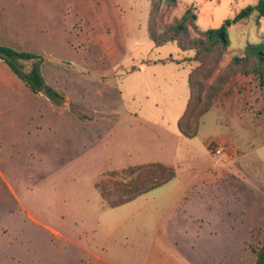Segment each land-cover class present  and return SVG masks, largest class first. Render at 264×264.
Segmentation results:
<instances>
[{"label":"rangeland","instance_id":"1","mask_svg":"<svg viewBox=\"0 0 264 264\" xmlns=\"http://www.w3.org/2000/svg\"><path fill=\"white\" fill-rule=\"evenodd\" d=\"M255 1L177 0L167 7L157 0L152 13L151 0H0V45L37 55L16 62L26 71L36 62L63 96L55 103L43 91L32 92L0 57V264H103L94 257L113 264H187L188 256L198 264H253L252 248L264 240L262 118L243 116L239 105L232 111L213 106L200 117L197 134L175 144L177 151L195 154L190 165L184 160L174 167L179 175L172 184L197 177L184 203L177 205L178 196L159 204V189L109 207L91 174L120 171L122 163L95 157L90 165L80 134L58 113L91 119L107 114L112 124L117 108L115 132L129 134L138 127L129 126L127 111L152 119L183 111L188 70L198 62L192 50L173 41L154 45L150 28L162 30L187 9L201 31L230 20L229 45L203 80L206 86L225 57L264 41V16L232 21ZM170 57L183 61L181 75L165 71L169 80H159V88L147 75L140 81V61ZM159 98L168 102L158 113L152 103ZM209 139L216 142L206 146ZM223 141L238 145L244 156L229 161L224 152L211 151ZM105 178L114 177L99 179ZM199 228L202 241L191 249Z\"/></svg>","mask_w":264,"mask_h":264},{"label":"trees","instance_id":"2","mask_svg":"<svg viewBox=\"0 0 264 264\" xmlns=\"http://www.w3.org/2000/svg\"><path fill=\"white\" fill-rule=\"evenodd\" d=\"M166 1L167 7H174L177 3V0ZM157 8V0H151L152 13ZM252 14L257 18L264 16V0H256L240 9L232 21L247 20ZM195 18V14L187 9L180 18L165 25L162 30L150 28V39L154 45L173 41L181 50H192L198 62V66L189 72L190 94L178 120L179 132L184 137H194L200 117L215 105L221 94L243 98L264 122V41L247 43L243 51L232 56L215 74L212 82L204 86L203 80L212 75L223 49L229 45L227 26L230 20L218 28L201 31L194 23ZM0 57L32 92L43 91L56 102L62 99V95L45 82L36 62L27 71L16 62V59H36L37 55L0 45ZM105 176L114 178L110 181L107 178L99 179L95 186L105 205L117 207L170 181L175 177V170L162 163H148L128 166ZM252 250L256 254L253 264H264V240Z\"/></svg>","mask_w":264,"mask_h":264},{"label":"crops","instance_id":"3","mask_svg":"<svg viewBox=\"0 0 264 264\" xmlns=\"http://www.w3.org/2000/svg\"><path fill=\"white\" fill-rule=\"evenodd\" d=\"M244 47L242 49H239V54L243 51ZM231 57L232 56L225 57V62H227ZM182 63L183 61H181V59L173 61L172 57L165 59L164 62H161V60L159 59H152L147 62L140 61L137 65L138 73L141 75L140 81L143 82V75H147V78L149 77L152 85L157 84L156 87L159 88V80H162V78L164 79V81L169 80L168 77L164 75L165 71H171L172 75L176 74V72L181 75L180 71L184 69ZM132 67L134 68V65H132ZM189 72L190 68L188 70L187 83L188 98L190 94ZM148 98L149 97L147 96L146 99ZM170 100H172V97ZM52 101L55 103L59 102H56L54 100ZM167 102L168 101H165L164 98L155 99V101L152 103L153 111H158V113L159 111H163L162 109ZM224 105H226L228 107V110L230 109L231 111L233 110L231 106L235 107L236 105H239L242 108L240 109L245 113L243 116L252 115L255 116V120L259 121L260 119L255 113L254 107H249L248 103L243 98L237 95L221 94L215 101L214 106L223 107ZM184 110L175 113L172 117L167 115L166 119H164L165 115H162L160 119H152L150 117H147L145 113L138 114L127 111L125 113L127 115H125L124 117L126 120L128 118L129 126L132 128L138 127L135 133L131 132L129 134L115 132L117 128L116 121L121 117V114L118 112L117 108L113 109V111L111 112V115H113V117L115 116L112 124L110 122V115L107 114L106 116L93 119L86 116H82V118L81 116L74 114L65 115L62 112L58 114L62 117V119H64V122L66 123V126H68V128H74L77 132V135L80 134V142H82L83 145L88 148L89 153L91 154L88 162L90 165L94 166L93 163L96 157L98 162L102 161L103 159L110 160L111 158H114L116 159V161L118 160L119 163H122L121 166L123 167H121V169L128 166L148 163H162L174 169L175 166H180L184 160L188 162V165H190L192 159L195 158V154H193L191 151L187 150L184 152H179L175 147L176 142L184 141V136L178 130V120ZM209 141L215 140H206V146ZM223 143L224 146L222 147V149L224 150L223 156L225 157V160L232 161L233 159H240L244 156L245 152L238 145H234L235 147L230 148L228 145H225L227 144V142L223 141ZM234 148H236V150ZM105 174L106 173H99V171L92 173L91 184L96 188L95 182L99 180L101 176H105ZM178 175L179 173L175 171V177L173 179L147 193L158 191L159 189H161L162 196H160L157 200L159 204H167L178 196L179 202L177 205L184 203V201L187 199L186 188H188L193 183V181L196 180L197 177L195 174H193L182 182L177 183L176 185L172 184L174 183L173 181H175ZM96 190L98 191L97 188ZM137 198H139V196ZM200 232L201 228L194 231V234L192 235L190 240L191 249H194L196 247L197 242L200 243L202 241V236L199 235ZM237 241L239 243V240L237 238H234V242L236 244ZM240 243H242L244 246L246 245L243 241H241ZM94 258H96L97 261H99L100 259V262H102L103 264H113L101 258ZM184 260L187 262V264H198L196 260L194 261L193 259H190L189 256L187 259H185L184 257Z\"/></svg>","mask_w":264,"mask_h":264},{"label":"built area","instance_id":"4","mask_svg":"<svg viewBox=\"0 0 264 264\" xmlns=\"http://www.w3.org/2000/svg\"><path fill=\"white\" fill-rule=\"evenodd\" d=\"M211 151H213L215 154H222L224 150L220 148V146L212 147Z\"/></svg>","mask_w":264,"mask_h":264}]
</instances>
